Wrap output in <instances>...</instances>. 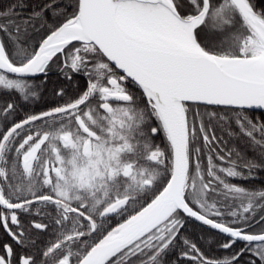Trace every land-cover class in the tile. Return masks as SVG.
Masks as SVG:
<instances>
[{"label": "snow or ice", "instance_id": "6c2138e0", "mask_svg": "<svg viewBox=\"0 0 264 264\" xmlns=\"http://www.w3.org/2000/svg\"><path fill=\"white\" fill-rule=\"evenodd\" d=\"M260 176L264 0L0 8V264H264Z\"/></svg>", "mask_w": 264, "mask_h": 264}, {"label": "trees", "instance_id": "16d2710c", "mask_svg": "<svg viewBox=\"0 0 264 264\" xmlns=\"http://www.w3.org/2000/svg\"><path fill=\"white\" fill-rule=\"evenodd\" d=\"M10 2H11V0H0V8L6 6V5H7L8 3H10ZM52 79L55 80L56 77L53 76ZM79 82H80L81 85L84 83V80H83L82 77L79 78ZM261 181H264V176H260V177H258L256 183H257V184H260ZM192 230H193V231H196V232H199V231H200L199 228H194V229H192ZM216 254H220V253H216Z\"/></svg>", "mask_w": 264, "mask_h": 264}]
</instances>
